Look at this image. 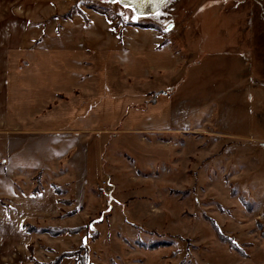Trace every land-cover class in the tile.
Here are the masks:
<instances>
[{
  "label": "rangeland",
  "instance_id": "1",
  "mask_svg": "<svg viewBox=\"0 0 264 264\" xmlns=\"http://www.w3.org/2000/svg\"><path fill=\"white\" fill-rule=\"evenodd\" d=\"M132 15L111 0H34L27 17V47L90 55L157 39L181 56L171 127L97 135L82 223L98 233L91 264H264V0H168ZM34 233L38 262L73 245Z\"/></svg>",
  "mask_w": 264,
  "mask_h": 264
},
{
  "label": "crops",
  "instance_id": "2",
  "mask_svg": "<svg viewBox=\"0 0 264 264\" xmlns=\"http://www.w3.org/2000/svg\"><path fill=\"white\" fill-rule=\"evenodd\" d=\"M33 1L0 0V264H28L27 246L40 235L24 224L82 225L94 200L97 135L171 127L182 76L181 56L157 39L90 55L78 44L25 46ZM71 219L79 223L61 225ZM62 237L73 244L63 252L82 242L80 234Z\"/></svg>",
  "mask_w": 264,
  "mask_h": 264
},
{
  "label": "trees",
  "instance_id": "3",
  "mask_svg": "<svg viewBox=\"0 0 264 264\" xmlns=\"http://www.w3.org/2000/svg\"><path fill=\"white\" fill-rule=\"evenodd\" d=\"M105 15V14H104ZM111 21L112 18H109ZM147 28V26H143ZM37 180V186H38V178ZM35 187L34 193L37 192L38 187ZM54 192L56 195L60 196L62 194V189L56 186H53ZM75 213V211L64 213L61 215V217H68L72 216ZM95 221L93 220H88L85 224L75 227V228H67V229H61V228H37L34 226H30V224H24L23 229L26 233H34V232H40V233H46L50 235L51 237H59L61 235H68V236H73L80 234L82 232H85L84 238H86V242L80 245V247L75 250V251H70V252H63L57 254L54 259L48 263H41L38 262L33 255V246L32 244L27 246V252H28V264H60L63 259H74L75 264H91L90 258H89V248L88 244L92 241H95L98 237V233L95 230ZM216 230V234L218 238L223 241V242H228V246L230 249H236V247L233 245V243L226 238H224L218 231L216 227H214ZM163 244H154L147 246L149 249H156L157 247H161Z\"/></svg>",
  "mask_w": 264,
  "mask_h": 264
},
{
  "label": "water",
  "instance_id": "4",
  "mask_svg": "<svg viewBox=\"0 0 264 264\" xmlns=\"http://www.w3.org/2000/svg\"><path fill=\"white\" fill-rule=\"evenodd\" d=\"M111 1H116V0H111ZM126 2V0H125ZM164 0H153V3L155 4V7H153L152 4L147 3V0H145V3L140 4L139 0H137V4L135 5V7L137 8V15H143L145 14V12L148 10L149 12H153L155 10H157L162 4H163ZM120 4H123L120 3ZM83 242H85V239H83Z\"/></svg>",
  "mask_w": 264,
  "mask_h": 264
},
{
  "label": "snow or ice",
  "instance_id": "5",
  "mask_svg": "<svg viewBox=\"0 0 264 264\" xmlns=\"http://www.w3.org/2000/svg\"><path fill=\"white\" fill-rule=\"evenodd\" d=\"M117 3H122L123 2V5L125 8H129L133 11V15L131 16V19L132 20H136L138 17L136 15V12H137V8L135 7V5L137 4V0H116ZM139 3L140 4H143L145 3V0H139ZM147 3L149 4H152L153 7H155V4L153 3V0H147ZM125 19H128V17H125ZM169 27H171V25H168L167 27H165V31H168L169 30Z\"/></svg>",
  "mask_w": 264,
  "mask_h": 264
},
{
  "label": "bare ground",
  "instance_id": "6",
  "mask_svg": "<svg viewBox=\"0 0 264 264\" xmlns=\"http://www.w3.org/2000/svg\"><path fill=\"white\" fill-rule=\"evenodd\" d=\"M167 2H168V0H164V2H163V4L162 5H166L167 4ZM161 5V6H162ZM137 15V14H136Z\"/></svg>",
  "mask_w": 264,
  "mask_h": 264
}]
</instances>
